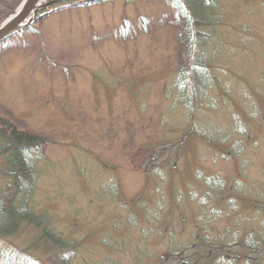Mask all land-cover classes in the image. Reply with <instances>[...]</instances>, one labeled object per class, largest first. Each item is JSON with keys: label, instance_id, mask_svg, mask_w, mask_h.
<instances>
[{"label": "rangeland", "instance_id": "1", "mask_svg": "<svg viewBox=\"0 0 264 264\" xmlns=\"http://www.w3.org/2000/svg\"><path fill=\"white\" fill-rule=\"evenodd\" d=\"M59 1L43 6L50 2L44 0L25 30L0 43V119L42 144L28 157L34 173L31 186L22 185L31 191L26 206L20 203L22 211L48 215L56 232L78 242L73 264H202L198 254L207 244L197 242L198 236L214 244L221 235L231 246L248 229L258 232L264 223V0H221L222 22L215 31L206 29L214 34V65L233 101L199 113L196 124H247V134L237 136L239 157L229 161L197 140L181 152L160 145L162 136L179 139L189 120L165 89L185 52L174 40L172 0H93L54 11ZM247 88L258 95L251 103L254 116L241 110ZM156 151L163 154L158 165L170 160L156 171L163 182L136 158ZM6 158L0 155V190L8 179ZM199 171L228 182L240 179L252 200L244 215L254 221L245 228L233 217L202 226L198 202L183 196L166 228L141 216L128 221L137 199H145L149 210L162 207L156 204L161 200L160 210L166 211L173 187L186 192ZM40 235L28 225L0 238V264H52L43 247L34 248ZM175 240L185 247L172 255ZM142 241L147 250L138 248ZM209 256L212 264H264L259 254L250 258L241 247Z\"/></svg>", "mask_w": 264, "mask_h": 264}, {"label": "trees", "instance_id": "2", "mask_svg": "<svg viewBox=\"0 0 264 264\" xmlns=\"http://www.w3.org/2000/svg\"><path fill=\"white\" fill-rule=\"evenodd\" d=\"M22 0H2L0 9L4 12H0V22L3 21L14 9L20 4ZM80 1V0H79ZM79 1L74 0H61L59 3L52 7L54 11L62 10L64 8L79 6ZM100 1V0H97ZM103 1V0H101ZM219 1V2H218ZM221 0H172L173 9L176 10L174 14V20L176 22L175 38L174 40L179 45H182V55L180 54L179 66L174 72L173 77L166 83V88L174 93L173 99L176 103H179L189 113V120L187 122V129L179 135V139L176 141H169L167 136H162V144L171 151L172 149L180 151L184 150L188 141L197 140L198 142L208 146L211 150H216L218 153L221 151V157L225 160H232L235 156L239 157L241 152L242 142L240 143L238 137L246 135L245 122L235 121V127L232 129L225 128V126L218 121H204L200 123V126L196 124L197 118L195 117L199 113L207 110L216 111L222 106L228 105L233 99L231 98L230 90L226 86L223 78L220 76L221 72L216 68L215 59L217 57V51L212 46L215 43L214 34L206 31L209 27L214 31L221 20L223 15ZM57 6V7H56ZM49 8V7H48ZM205 28V30L203 29ZM24 30V29H23ZM17 31H20L17 30ZM16 31V32H17ZM15 33V32H13ZM210 46L211 48L210 50ZM221 52V51H220ZM189 61L186 64L187 58ZM183 64L184 66H181ZM218 67V66H217ZM216 90L220 93L216 94ZM242 94V108L241 110L247 116H254L255 109L252 106L254 97L257 96L254 92L247 88L246 92ZM253 97V98H252ZM262 97V96H261ZM227 102V104L225 103ZM225 104V105H224ZM236 114H240L238 111ZM165 119L163 116L160 120L163 122ZM245 130V132H243ZM238 136V137H237ZM41 139L35 137L31 133L18 132L16 128H13L12 124L0 119V155L7 156V166L4 170L7 183L0 195V238L6 239L11 237L15 232L21 229L23 226H32L35 229H40V238L34 239V248L39 249L43 247V252L48 254L47 259L52 264H73L78 242L75 240H69L62 237L60 232H56L52 227L53 220L47 221L48 215L41 213H32L27 211L26 208H21L20 203L26 206L27 201L31 196L30 188L22 186L24 181L28 186L32 184V178L34 173L33 164L28 158L30 151L41 146ZM157 155L150 156H138L137 159L145 160L146 172L152 170L153 177L160 181L163 180V174L156 172L162 167H168L169 158H166L163 162V166L158 165V161L163 154L156 151ZM149 157V158H148ZM145 158H148L147 160ZM178 157L173 160L175 166ZM239 178V177H238ZM194 184L190 185L189 190L182 191L181 194L174 189L171 194V198L167 204L166 211L160 210L163 207V201L158 200L156 203L158 206L162 204V207L155 209H147L145 199H137L134 205H137L136 210L128 218V221H135L140 219H146L147 221H154L160 225L161 229L166 228L172 224L171 217L173 216L174 209L178 205L177 200L189 199V202L196 201L200 208L198 212V223L202 226H206L215 220L234 218V221L238 225L247 224L253 220L254 217H245L244 212L248 210V204L252 201L248 195L243 192V188L240 179L234 178L231 181H227V178L217 175H207L203 171L196 172L194 177ZM201 187H198V186ZM118 195L119 190H115ZM143 200V201H142ZM143 202V203H142ZM252 203V202H251ZM22 205V206H23ZM250 205V204H249ZM252 205V204H251ZM264 213V208H261ZM184 212V211H183ZM45 217V218H44ZM166 226V227H164ZM256 231L248 229L246 234L242 235L238 240V243H231L227 245L224 238L218 235L213 241L206 240L204 236L196 238L197 242L207 244L205 251L201 252L198 257L202 264L210 263L209 254H213L215 250L220 248L226 249V247H241L244 251L249 252L250 258L256 254L260 255L262 262L264 261V223L261 221L259 228ZM159 233V232H158ZM234 240V239H233ZM172 245V255L181 254V248L185 247L177 240ZM211 245V246H210ZM147 242L142 241L138 248L147 250ZM186 250V249H185ZM184 250V252H186ZM208 250V252H207ZM181 251V252H180ZM150 255L147 252L145 258ZM171 255V256H172ZM221 261L222 258L217 259ZM26 264V263H25ZM38 264V263H35ZM114 264H119L115 262Z\"/></svg>", "mask_w": 264, "mask_h": 264}, {"label": "water", "instance_id": "3", "mask_svg": "<svg viewBox=\"0 0 264 264\" xmlns=\"http://www.w3.org/2000/svg\"><path fill=\"white\" fill-rule=\"evenodd\" d=\"M40 0H23L18 9L0 25V40L9 32L24 24L30 14L36 12V5ZM91 1V0H90ZM52 3V2H51Z\"/></svg>", "mask_w": 264, "mask_h": 264}]
</instances>
